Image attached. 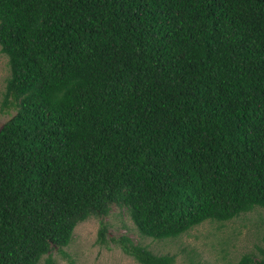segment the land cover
Masks as SVG:
<instances>
[{"label": "trees", "instance_id": "trees-1", "mask_svg": "<svg viewBox=\"0 0 264 264\" xmlns=\"http://www.w3.org/2000/svg\"><path fill=\"white\" fill-rule=\"evenodd\" d=\"M0 51V264H54L113 204L156 239L264 208V0H0Z\"/></svg>", "mask_w": 264, "mask_h": 264}, {"label": "rangeland", "instance_id": "rangeland-1", "mask_svg": "<svg viewBox=\"0 0 264 264\" xmlns=\"http://www.w3.org/2000/svg\"><path fill=\"white\" fill-rule=\"evenodd\" d=\"M8 75L7 57L0 51V102ZM12 113L0 111V126ZM101 221L107 225L105 243L97 242ZM263 233L264 208L255 207L227 221L207 220L177 237L156 239L141 235L127 212L113 204L107 215L76 224L71 241L63 247L68 256L54 248L49 257L54 264H142L111 239L126 235L156 254H173V264H234L244 253L260 256ZM47 258L44 255L38 264H48Z\"/></svg>", "mask_w": 264, "mask_h": 264}]
</instances>
